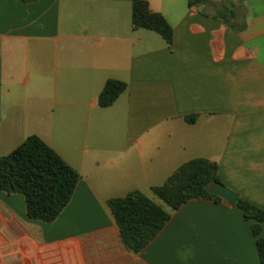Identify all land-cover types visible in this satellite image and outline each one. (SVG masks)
I'll return each mask as SVG.
<instances>
[{"label": "crops", "instance_id": "obj_1", "mask_svg": "<svg viewBox=\"0 0 264 264\" xmlns=\"http://www.w3.org/2000/svg\"><path fill=\"white\" fill-rule=\"evenodd\" d=\"M145 1L172 45L133 28V0H0V159L37 136L80 175L51 223L0 191V264H260L264 224L224 200L166 209L152 189L207 159L264 210V0ZM110 80L127 89L102 108ZM133 191L171 215L139 253L109 207Z\"/></svg>", "mask_w": 264, "mask_h": 264}, {"label": "trees", "instance_id": "obj_2", "mask_svg": "<svg viewBox=\"0 0 264 264\" xmlns=\"http://www.w3.org/2000/svg\"><path fill=\"white\" fill-rule=\"evenodd\" d=\"M207 2L190 0L189 7ZM216 18L226 21L228 14L223 11ZM132 23L135 30L153 31L169 45L173 44L172 26L162 14L152 12L147 1L133 0ZM126 89L127 85L123 82L108 81L99 97L100 107H111ZM187 121L194 123L196 116L188 117ZM79 179V173L37 136L29 137L16 150L0 159V191L23 195L31 220L54 222L71 202ZM217 183L224 185L219 165L207 159H194L181 166L163 186L153 188L152 192L175 211L193 199L223 201L209 192V187ZM234 206L242 211L246 220L264 224L263 209L241 196ZM109 207L124 243L135 253L144 250L171 218L170 213L140 191L111 200ZM260 232L261 226L254 225L260 264H264V240L259 238Z\"/></svg>", "mask_w": 264, "mask_h": 264}, {"label": "water", "instance_id": "obj_3", "mask_svg": "<svg viewBox=\"0 0 264 264\" xmlns=\"http://www.w3.org/2000/svg\"><path fill=\"white\" fill-rule=\"evenodd\" d=\"M210 194L217 196L224 201H226L230 205H235V203L239 199V194L232 191L228 187L224 186L221 183L213 184L209 187Z\"/></svg>", "mask_w": 264, "mask_h": 264}, {"label": "rangeland", "instance_id": "obj_4", "mask_svg": "<svg viewBox=\"0 0 264 264\" xmlns=\"http://www.w3.org/2000/svg\"><path fill=\"white\" fill-rule=\"evenodd\" d=\"M157 201H158V203H159L160 205H162L164 208L168 209V206H167L164 202H162L160 199L157 198Z\"/></svg>", "mask_w": 264, "mask_h": 264}]
</instances>
